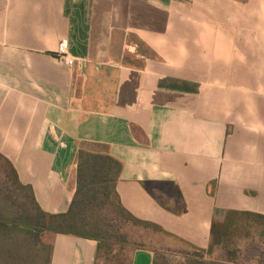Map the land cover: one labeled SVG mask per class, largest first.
Listing matches in <instances>:
<instances>
[{
	"label": "crops",
	"instance_id": "obj_1",
	"mask_svg": "<svg viewBox=\"0 0 264 264\" xmlns=\"http://www.w3.org/2000/svg\"><path fill=\"white\" fill-rule=\"evenodd\" d=\"M79 150L121 163L131 215L200 249L226 212L264 216V0H0V155L57 215ZM47 237V264H96L95 241Z\"/></svg>",
	"mask_w": 264,
	"mask_h": 264
},
{
	"label": "trees",
	"instance_id": "obj_2",
	"mask_svg": "<svg viewBox=\"0 0 264 264\" xmlns=\"http://www.w3.org/2000/svg\"><path fill=\"white\" fill-rule=\"evenodd\" d=\"M8 167L11 181L20 194L22 203L11 202L10 193L0 195V244L4 247V258L0 255V264H47L40 259L47 245V235L66 234L96 242V258L111 237L109 229L104 228L97 219L103 209L109 207L114 213L122 215L127 221L146 225L163 233L158 226L139 220L125 210L115 191V184L121 171V163L108 154L89 153L79 150L77 154L76 188L68 210L62 214L43 212L35 198L32 189L19 181L12 164L0 155ZM16 201V200H15ZM244 218L245 226L253 222H264V216L251 212H226L224 221L227 228H233L234 218ZM213 222L211 226V241L207 250L187 244L190 252L181 253L184 264H240L233 258L236 252L227 248V259L222 261L207 260L213 249V234L221 226ZM218 227V228H217ZM165 234V233H164ZM228 231L224 234L227 235ZM166 235H168L166 233ZM33 243V245L31 244ZM226 249V245L223 244ZM264 264V256L261 258ZM163 261V262H162ZM162 262V263H161ZM153 264H167L164 256L158 261L154 255Z\"/></svg>",
	"mask_w": 264,
	"mask_h": 264
},
{
	"label": "rangeland",
	"instance_id": "obj_3",
	"mask_svg": "<svg viewBox=\"0 0 264 264\" xmlns=\"http://www.w3.org/2000/svg\"><path fill=\"white\" fill-rule=\"evenodd\" d=\"M10 193L11 202L21 204L20 194L13 185L8 167L0 158V195ZM1 200V198H0ZM16 200V201H15ZM2 203L0 202V205ZM97 219L104 228H108L111 237L104 245L96 264H128L129 256L134 249L151 250L158 261L164 256L167 264H184L181 255L183 252H190L186 243L156 229L127 221L122 215L114 213L109 207L98 214ZM233 228H227V223L222 222L218 230L213 234V249L207 260L222 261L227 259V248L236 252L232 259L240 264H260L264 256V222H253L245 226L244 218H234ZM216 224L218 222L216 221ZM228 231L227 235H224ZM33 245V243H31ZM226 245V249L223 248ZM6 245L0 244V255L4 258L3 252ZM41 253L40 259L43 262L47 259L48 246ZM32 261L29 264H32ZM163 262V261H162ZM161 262V263H162Z\"/></svg>",
	"mask_w": 264,
	"mask_h": 264
},
{
	"label": "built area",
	"instance_id": "obj_4",
	"mask_svg": "<svg viewBox=\"0 0 264 264\" xmlns=\"http://www.w3.org/2000/svg\"><path fill=\"white\" fill-rule=\"evenodd\" d=\"M56 57L66 66L72 68L79 60L71 57L67 52L66 42H61L56 52Z\"/></svg>",
	"mask_w": 264,
	"mask_h": 264
}]
</instances>
